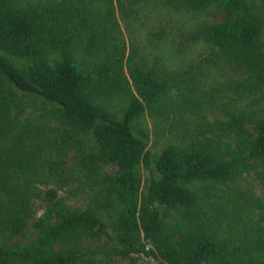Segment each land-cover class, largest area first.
I'll list each match as a JSON object with an SVG mask.
<instances>
[{
  "label": "trees",
  "instance_id": "trees-1",
  "mask_svg": "<svg viewBox=\"0 0 264 264\" xmlns=\"http://www.w3.org/2000/svg\"><path fill=\"white\" fill-rule=\"evenodd\" d=\"M106 1L60 0L50 1L46 5L40 2L37 7H21L18 0H0V235L18 233L25 226L31 214V197L36 191L37 181L48 184L51 178L65 179V174H43L35 164L37 155L32 150L28 152L21 148L24 140L32 139L31 132L40 131L36 126L20 122L18 113L14 114L13 111L20 108L19 92L40 97L45 106L60 111L67 123L84 132L94 133L99 144V156L117 164L119 171L115 176L102 178L95 171L93 176L89 175L88 181L94 179L106 183L111 193L116 192L122 204L114 208L116 215L111 227L114 233L100 214L109 207L103 202H97L93 208L86 210H61L59 220L53 223L40 219L37 222L39 235L33 242L11 247L0 245V264H84V254L80 250H65L62 247L64 242L79 238L80 234L104 239V244L99 245L98 249L109 248L123 254L145 251L143 243L140 246L135 244L140 232L157 246L160 256L170 264H251L245 261L255 251L264 253V224L255 221L248 223L242 213L233 212L230 214L235 220L232 226L235 231L245 230L247 236H234L232 229H229L219 239L206 229L197 206L193 208L199 200L198 196L185 190L178 191L175 184L197 180L223 182L234 174L254 170L264 185V118L246 108L233 111L228 125L237 134L238 141L231 150H227L222 143L198 137L192 138L184 148L170 147L158 164L161 178L156 179L151 171L148 190L140 195L141 158H145L148 167L150 157L145 142L136 135L135 122L147 107L160 109L171 97L167 91L168 84L154 77L153 65L146 70H133L132 79L138 94L130 92L129 103L120 117L96 104L91 95L85 92L91 76L86 65L76 62L73 51L76 42L82 43L84 36L96 34L93 28L95 24L102 27L104 34L98 32L102 38L104 35L107 40L114 37L116 25L108 29L107 22H101L112 19L110 8L103 7L108 14L105 17L97 12L103 10L99 2ZM139 1L144 0H133V4ZM179 1L190 10L201 11L214 0ZM219 2L226 5L229 16L219 27L203 29V37L218 48L217 56L222 60L226 58L234 66L233 69L248 66L262 73L256 84L264 85V51L260 40L262 28L253 20L247 21L238 15L246 9L244 0ZM94 12L97 20L88 23L87 14L93 15ZM235 15H238L237 18ZM114 46L115 50L107 51L106 63L102 62V67L114 66L119 53L122 55L118 53V46ZM49 49L61 52L62 58L53 65L43 56ZM6 54L25 58L26 65L16 66ZM105 74L109 75L110 70ZM191 76L194 77L193 74ZM252 79L253 76H248L239 82H232L230 89L248 98L246 92L252 93L257 89ZM181 81L187 86L192 84L191 77L181 78ZM194 96L184 98L197 101V96ZM248 120L254 121L249 130L245 128ZM138 133L143 135L141 131ZM40 143L36 145L37 149ZM13 166H18L21 172L18 174V170L11 169ZM97 167L94 165L93 169ZM50 192L52 197L56 196V188H51ZM159 200L170 206L178 203L186 206L187 222L192 225L187 230L184 223H175L179 235L182 229L187 231L186 235L181 234L184 237L178 247L171 243V233L162 219L163 203H157ZM199 202L205 207L203 199ZM207 204L215 208L211 200ZM257 205L264 210V200ZM214 211H219V207ZM214 231L218 232V228L215 227ZM260 260L264 263V254Z\"/></svg>",
  "mask_w": 264,
  "mask_h": 264
},
{
  "label": "rangeland",
  "instance_id": "rangeland-1",
  "mask_svg": "<svg viewBox=\"0 0 264 264\" xmlns=\"http://www.w3.org/2000/svg\"><path fill=\"white\" fill-rule=\"evenodd\" d=\"M50 1L60 0H18V3L21 7H37L40 2L46 5ZM244 2L246 9L238 15L260 25V40L264 51V0ZM99 6L103 10L97 12L102 17L108 15L103 7L110 8L112 19L101 22H107L108 29L114 28L115 24L117 31L113 33L114 37L107 40L105 35L102 38L101 34H98L103 33L102 27L95 24L93 28L96 34L91 37L84 36L82 43L76 42L74 59L86 65L91 76L85 92L91 95L96 104L120 117L129 103L130 92L138 94L132 79L133 70H146L149 65H153L154 77L162 79V82L169 86V102L160 109L147 107L135 122L136 135L145 142L150 157L148 167L145 158H141L140 195L148 190L151 171L156 179L161 178L158 164L170 147L184 148L192 138L198 137L205 141L222 143L227 150H231L238 141L237 134L228 125L233 111L246 108L254 110L259 117L264 118V85L256 84L262 73L251 70L248 66L233 69L234 66H231L226 58L223 57V61L217 56L218 48L203 37V29L219 27L229 16L226 5H222L219 0H214L207 9L201 11L190 10L179 0H144L134 4L133 0H108L99 2ZM238 15L234 17L237 18ZM87 17L88 23L97 20L96 13H88ZM114 45L118 46V53L121 52L122 55L119 53L114 66L102 67L101 63L107 59V51L115 50ZM43 56L51 65L62 58L58 49H49ZM6 57L16 66L26 65L25 58L11 54H6ZM108 70L110 74L106 75ZM248 76H253L252 81L257 85V89L252 93L246 92L249 97L243 98L239 92L230 89V84ZM188 77L192 80L190 86L181 81V78ZM1 90L0 87V92ZM19 94L20 108L13 111L14 114L18 113L20 122L36 126L42 133L35 130L31 132L32 139L24 140L21 148L28 152L32 150L37 155L38 161L35 164L43 174H65V179L60 181L51 178L48 184L41 183L40 180L36 182L37 188L31 197V214L25 226L18 233L1 234L0 245L11 247L15 244H29L38 238L37 222L40 219H44L45 223H53L59 220L61 210L91 209L97 202L109 205L101 211L102 213L99 212L109 225L110 231L114 233L111 228L116 215L114 208H119L122 204L119 203L116 192H110V186L94 179L88 181V178L89 175L93 176L95 171L100 178L115 176L119 171L118 165L99 156V144L92 131L84 132L79 127L67 123L60 111H53L54 108L45 106L40 97L20 92ZM193 94L197 96V101L185 100L184 96ZM253 123L254 121L248 120L245 128L249 130ZM139 131L143 132V135L138 133ZM40 141L37 149L36 145ZM94 165L98 167L93 169ZM11 169L18 170L19 174L18 166ZM175 187L180 192L185 190L198 196L199 200L194 203L193 208L197 206L206 229L219 239H222L229 229H232L234 236H247L245 230L235 231L232 226L235 220L230 214L233 212L242 213L248 223L255 221L260 225L264 224V210L257 205L264 200V185L254 170L234 174L231 179L223 182L180 181ZM51 188H56L55 197H52ZM59 199H62V202L52 208ZM201 199L205 201V207L199 202ZM208 200H211L215 208L219 207V211L215 213V208L207 204ZM160 201L162 202L159 200L157 203ZM161 210L162 219L171 233V243L178 247L187 231L182 229L183 235H179L180 231L175 227V223H184L187 230L192 225L187 222L186 206L181 203L176 206L163 203ZM215 227L218 232L214 231ZM104 242V239L80 234L79 238L64 242L62 247L65 250H80L84 254V264H170L160 256L157 246L144 238L142 232L136 237L135 244L140 246L143 243L145 251L123 254L109 248L98 249ZM263 254L261 251H255L245 262L264 264L260 260Z\"/></svg>",
  "mask_w": 264,
  "mask_h": 264
}]
</instances>
